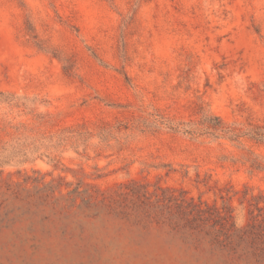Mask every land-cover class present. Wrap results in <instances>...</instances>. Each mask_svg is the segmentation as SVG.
Returning a JSON list of instances; mask_svg holds the SVG:
<instances>
[{"label": "rangeland", "instance_id": "rangeland-1", "mask_svg": "<svg viewBox=\"0 0 264 264\" xmlns=\"http://www.w3.org/2000/svg\"><path fill=\"white\" fill-rule=\"evenodd\" d=\"M256 133L264 0H0V264H264Z\"/></svg>", "mask_w": 264, "mask_h": 264}, {"label": "trees", "instance_id": "trees-1", "mask_svg": "<svg viewBox=\"0 0 264 264\" xmlns=\"http://www.w3.org/2000/svg\"><path fill=\"white\" fill-rule=\"evenodd\" d=\"M222 123L220 121V119L218 117H213V118H209L208 122L206 124V130L208 131H218V130H222L221 127ZM188 131V130H186ZM256 137H258L259 139H264V134L263 133H256Z\"/></svg>", "mask_w": 264, "mask_h": 264}]
</instances>
